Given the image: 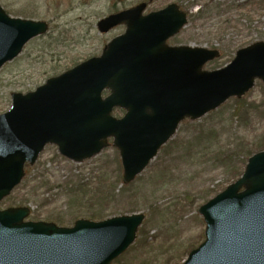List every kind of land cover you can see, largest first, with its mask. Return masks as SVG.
Listing matches in <instances>:
<instances>
[{
  "label": "water",
  "instance_id": "95a60500",
  "mask_svg": "<svg viewBox=\"0 0 264 264\" xmlns=\"http://www.w3.org/2000/svg\"><path fill=\"white\" fill-rule=\"evenodd\" d=\"M145 8L141 3L97 23L100 33L125 26L99 57L47 79L33 92L11 94L10 109L0 114V201L47 144L79 164L111 139L127 185L179 123L242 98L256 80L264 84V42L239 49L221 69L205 71L219 51L166 45L186 25V13L176 4L143 15ZM46 31L45 22L11 18L0 7V68ZM113 109L123 110V116L113 117ZM29 212L0 211V264H111L134 242L144 220L142 214L81 219L65 228L24 221ZM198 213L204 241L183 264H264V151L249 157L241 177Z\"/></svg>",
  "mask_w": 264,
  "mask_h": 264
},
{
  "label": "rangeland",
  "instance_id": "374dc122",
  "mask_svg": "<svg viewBox=\"0 0 264 264\" xmlns=\"http://www.w3.org/2000/svg\"><path fill=\"white\" fill-rule=\"evenodd\" d=\"M193 1L155 0L146 12L171 3L185 11L187 24L168 40V45L218 50L219 59L206 64L204 70L222 68L237 50L264 42V0L262 7L248 4L249 0H198L197 5L190 6ZM140 2L150 0H0L8 16L48 24L46 35L29 42L15 60L0 70V114L9 110L11 93L31 92L46 79L97 57L124 28L100 34L96 23ZM201 6L204 11L198 16ZM237 101L240 102L227 101L214 112L213 120L206 117L200 122L209 121L216 133L226 135L209 140L213 149L232 140L236 145L244 144L231 152L234 155L230 163L223 164L212 154H200L207 146L190 142L194 135L202 133L198 123L181 125L164 151L134 182L123 187L118 154L111 146L93 159L75 164L60 157L55 146L48 145L35 164L26 168L21 184L0 202V210L27 207V220L52 222L59 227H71L76 219H88L90 213L104 216L96 221L140 213L145 218L134 243L112 264H182L203 241L204 223L198 208L234 180L229 176L235 160L242 161L244 152L253 151L255 144L264 145V85L256 82ZM237 108L247 109L241 110L245 111L241 120L233 119ZM234 165L241 167L238 162ZM44 175L51 177L53 188L49 191L40 187ZM81 179L92 187L86 200L68 195L63 187L66 181ZM111 191L114 196L109 198ZM75 214L78 218H73Z\"/></svg>",
  "mask_w": 264,
  "mask_h": 264
},
{
  "label": "trees",
  "instance_id": "16d2710c",
  "mask_svg": "<svg viewBox=\"0 0 264 264\" xmlns=\"http://www.w3.org/2000/svg\"><path fill=\"white\" fill-rule=\"evenodd\" d=\"M197 4H198V0H194L190 4V6H195ZM248 4L253 5V6H257V7H259V6L262 7L263 6L262 0H249L248 1ZM215 8H216V5H215ZM203 11H204V8H203V6H201V8L197 10V15L198 16H201V14H203ZM236 102H240V101H236ZM241 110H247V109H245V108H243V109L242 108L241 109L237 108L235 110L236 112L235 111L233 112V113L236 114V115H234L233 119L236 118V117L239 120L243 119V115H244L245 111H241ZM120 114H121V111H118L117 110V111L114 112V115H116V116H119ZM214 114L215 113L210 114L209 116H207V118L210 119V121L213 120V116L212 115H214ZM200 122H198V124H200L199 126H200V129H201L202 133H198V134L194 135V139L192 141H190V142L191 143H194L197 146H200L201 144H202L203 147H206L207 146L206 148H202L201 149V153L200 154H203V153H205L206 155H207V153L208 154H212V155H214V157H216L217 159H219L221 163H223V164H226V162L227 163L228 162L230 163L231 157H232V155H234L231 152L232 151H235L237 149L236 147H238V146L241 147L242 144H239V145L237 144L236 145V143L232 140V141H228L226 143V145H224L223 147H220L219 146L218 148H214L213 149V147L210 146L212 144H209L210 143L209 140L210 139L216 140L218 138H221V136H224V135H223V133L220 134V135L218 133H216V130L213 127V125H209V124H213V123H211L209 121H204V123L207 124V125H205V124L200 123ZM186 124L198 125L197 123H191V122H186L183 125H186ZM201 124H203V125H201ZM220 126H221V124H220ZM224 126H227V125L224 124ZM228 126H230V125H228ZM204 127H207V129H202ZM263 136H264V133H263ZM238 141H239V143L242 142L241 140H238ZM242 146L244 147V144ZM190 147L191 146H189L187 148H190ZM263 148H264V145H261L260 146L258 144H255L253 151H249V150L245 151L244 152L245 155L243 156L244 159L242 161H236V160L234 161V162H238V164L241 165L240 168H237L234 165V162L232 163V166L231 167H232L233 170L230 171L229 178L232 180V179H236L237 177H239L240 174L242 173V170H243V167L245 165V162H246L247 157L249 155H251L253 152L262 150ZM209 150H211V151H209ZM163 151H164V149H163ZM219 156H222L223 158L222 157H219ZM43 177L45 179H41L40 180V187L41 188H46V189H48V191L51 190L53 188L52 185H51V183H50V181H49L51 179V177L48 176V175H44ZM63 187L65 189L64 191H67L68 190L71 193V194H69V192L67 191L68 192V195H72L73 194V196H75L76 198L80 197V198H78L79 200L80 199L81 200H86L84 197L91 192L90 190H92L91 189L92 188L91 187V184L89 185V184L85 183L84 180H82V179L79 180V181L76 180L74 182H71V181L68 182V181H66L64 183ZM111 194L112 195L109 198H112V196H114V191H111ZM88 215H89L88 216L89 217L88 219H94V220H96V219H102L104 217V216H100L99 213H97V212L96 213H90ZM73 218H78V216H76V214H75L73 216Z\"/></svg>",
  "mask_w": 264,
  "mask_h": 264
}]
</instances>
